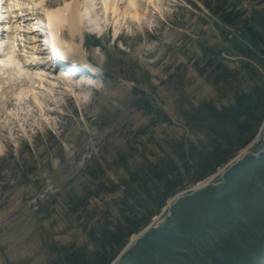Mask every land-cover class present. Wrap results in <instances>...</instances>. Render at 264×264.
Wrapping results in <instances>:
<instances>
[{
    "label": "rangeland",
    "instance_id": "1",
    "mask_svg": "<svg viewBox=\"0 0 264 264\" xmlns=\"http://www.w3.org/2000/svg\"><path fill=\"white\" fill-rule=\"evenodd\" d=\"M135 1L139 22L122 14L126 2L113 16L104 10L106 0H79L78 6L73 0H52L47 7L66 4L78 10V33L64 25L59 40L74 48L73 54L67 52L73 59L91 62L98 77L83 74L87 84L75 86L79 81L67 72L61 79L62 71L42 61V86L30 79V89L25 85L21 91L17 65L29 73L26 79L30 71L19 55L37 56L42 50L35 21L44 19L46 6L41 0H13L15 7L8 0L18 9L11 29L17 32L3 33L0 61L11 51L12 34L21 50L13 67L0 68V264H58L68 247L91 256L101 248L103 231L135 213L152 214L149 224H160L172 201L162 205L163 184L151 171L171 173L173 162L182 173L180 145L206 146L204 127L188 116L207 103L230 105L236 93L264 82V58L241 34L243 21L264 34L259 14L264 0ZM217 4V11L232 8L241 19L225 25L221 14L206 8ZM29 6L34 21L28 16L26 22L19 9ZM7 100L11 103L5 106ZM188 160L195 158L189 154ZM230 164L211 179H219ZM183 184L180 195L199 183L189 184L185 175Z\"/></svg>",
    "mask_w": 264,
    "mask_h": 264
},
{
    "label": "trees",
    "instance_id": "2",
    "mask_svg": "<svg viewBox=\"0 0 264 264\" xmlns=\"http://www.w3.org/2000/svg\"><path fill=\"white\" fill-rule=\"evenodd\" d=\"M218 6L206 8L221 14L225 25H235L241 19L236 10L221 13ZM259 14L263 17L264 10ZM241 34L264 58V34L245 21ZM92 44L99 46L100 42L94 39ZM191 117L204 127L206 146L198 150L193 144L187 148L180 145L177 156L182 173L173 162L171 173L151 171L163 184L162 205L185 190V175L194 185L231 162L222 176L195 192H185L171 206L169 215L119 258L130 237L150 223L152 214L135 213L126 217L124 224L103 231L101 248L91 256L85 250L65 248L58 264H111L116 258L114 264H260L264 258V82L236 93L230 105H202ZM250 144L247 153L233 161ZM189 154L195 158L193 162H189Z\"/></svg>",
    "mask_w": 264,
    "mask_h": 264
},
{
    "label": "bare ground",
    "instance_id": "3",
    "mask_svg": "<svg viewBox=\"0 0 264 264\" xmlns=\"http://www.w3.org/2000/svg\"><path fill=\"white\" fill-rule=\"evenodd\" d=\"M21 1V0H20ZM44 1H46V0H41V4L42 5H44ZM12 2H13V0H11V4H12ZM50 2H52V0H48V1H46V3H47V5H50ZM126 2V7L129 9H125V10H123L121 7L122 6H120L121 4H123V3H125ZM140 2H145V0L143 1V0H140ZM13 3H15L14 5H15V7H17V3L16 2H13ZM138 1L136 2L135 0H112V1H110V0H106V3L104 4V10L106 11V10H108V9H110L111 10V12H112V14H113V16L116 14H118V12H119V10H120V14H121V10H123L122 11V14H124V15H126V16H130V18H132L135 22H139V20H141V18H140V14H141V10H140V8H139V6H138ZM1 4V6H0V8H2L3 7V3H0ZM25 5H26V7H28V4H26V3H24ZM68 4V3H67ZM72 4V3H71ZM78 4H79V0H73V5H77L78 6ZM66 5V4H65ZM65 5L63 6V8L62 9H53V8H50L49 10L47 9V10H45V12H44V15L45 16H47V25L49 26V27H53V28H55L56 29V33H59L62 29L61 28H63V26L65 25V27H67L66 28V31L68 30L71 34H75V32L78 30V23H79V21L81 20L80 19V17H79V15L77 14V11H75V10H73V9H71L70 8V6L68 5H66V7H65ZM144 5V4H143ZM142 6V5H141ZM14 7V8H15ZM76 7V6H75ZM31 7L29 6V10L28 11H26L25 12V14H23V15H21L20 14V16H22L21 18L22 19H25L24 21H26V22H29L30 21V18H28V16H30L29 15V12H30V10H32V9H30ZM144 8V7H143ZM23 9V8H22ZM21 10V9H20ZM27 10V9H26ZM129 12H128V11ZM131 10V11H130ZM143 11V10H142ZM7 13V12H6ZM6 13H4V14H0V19L1 18H6V17H4L5 15H6ZM21 13V12H20ZM64 13V14H63ZM127 17V18H128ZM15 18V17H14ZM21 19V20H22ZM84 19H86V18H83V20ZM11 22V21H10ZM16 22V21H15ZM141 22V21H140ZM14 23V22H13ZM81 23V22H80ZM1 24V23H0ZM4 24V23H3ZM129 24V23H128ZM138 24V23H137ZM14 25V24H13ZM16 25L17 24H15L14 26L16 27ZM27 26H28V24H26ZM25 25V26H26ZM80 26H81V24H79ZM13 26V27H14ZM79 26V27H80ZM3 27H5V26H3ZM11 27H12V25H11ZM14 27V28H15ZM24 27V26H23ZM30 28V31H32L33 29H32V26H29ZM19 28V27H18ZM26 29V28H25ZM61 29V30H60ZM3 30H5V29H3ZM1 31H2V29H1ZM11 30H9V32H10ZM15 31V30H14ZM13 31V32H14ZM19 31V30H18ZM28 31V30H27ZM82 31V30H81ZM15 32H17V31H15ZM77 33H78V31H77ZM81 33V32H80ZM12 34V33H11ZM27 34H29V33H27ZM77 35V34H76ZM44 36H45V38L47 37L48 39H53V33L52 32H49V31H44ZM15 37V36H14ZM2 39V38H1ZM27 39H29V38H27ZM31 41H30V44L31 43H35V41H34V38H31L30 39ZM27 41V40H26ZM57 41V38H55V40H54V42H53V49L55 50V49H58V51L56 52V53H58V55H59V57H60V60H64V59H66V61H67V56H66V53H65V51H63L62 50V45L60 46L59 44H60V42H56ZM4 43V42H3ZM59 43V44H58ZM68 43V42H67ZM29 44V45H30ZM2 44H1V42H0V46H1ZM50 45H52V43L50 44ZM56 46V47H55ZM72 46V45H71ZM32 48H34V47H32ZM36 48V47H35ZM25 50V49H24ZM23 49H22V51H24ZM31 52H32V49L30 48L29 49ZM75 50H77V49H75ZM29 51V52H30ZM71 51H72V54L75 52L74 51V48L72 47V49H71ZM74 51V52H73ZM28 51H25V53H27ZM38 52V51H37ZM44 52H38V54L40 55V59H42V60H44V54H43ZM14 51H10L9 53H7L6 54V56H4V58H3V60L1 61V62H3L2 63V67L1 68H11L10 66H14V58L16 57V56H14ZM33 53H29L28 55L26 54V55H19V57H23L25 60H24V63H23V68L24 69H28L29 71H30V76H29V79H26L27 77H28V72L27 71H25V70H22V68H20V67H18L19 65H17V70H18V72L17 73H15L16 74V78H18L16 81H15V79L14 78H12L11 77V79H14L13 81H15L16 83H17V85H18V87H20V89L19 90H21L22 91V89H25V88H27L28 86L27 85H29L28 83H29V81H30V79L33 81V83L36 85V83L38 84L39 83V85H40V87L42 86V83H43V77H44V73L41 71V70H39V68H35V69H31L30 67L31 66H33L34 64H32L31 63V57H30V55H32ZM35 55V54H34ZM83 59V58H82ZM82 59L80 58L78 61H80V62H76L75 60H73V64L74 65H82L83 67H86V64H85V62L83 63L82 62ZM23 60V59H22ZM54 63V62H53ZM91 63V62H90ZM34 67V66H33ZM13 69V68H12ZM89 69H91V68H89ZM1 70V69H0ZM16 70V69H15ZM6 71H9V70H6ZM34 71H36V72H34ZM60 71H62V72H59L58 74H60V78L61 79H63V78H67V75L65 76V72H67L68 73V77L71 79V80H73V81H75V82H77V81H79V84H77L76 83V85L75 86H85L87 83L86 82H84L83 80H81V77L83 76L84 77V75L82 74V73H84V71H78V72H74V70H71L70 68H65L64 70H60ZM3 73V72H2ZM1 73V71H0V74H2ZM57 74V75H58ZM2 76V75H1ZM4 76V75H3ZM2 76V77H3ZM9 76V75H8ZM5 80V79H4ZM6 81H8L7 80V78H6ZM69 81V80H68ZM73 81L71 82V83H73ZM10 82H12V81H10ZM31 82V81H30ZM13 83V82H12ZM32 83V84H33ZM11 84V83H10ZM74 84V83H73ZM72 84V85H73ZM15 85V84H14ZM25 85H26V87H25ZM74 86V85H73ZM25 87V88H24ZM31 87H32V85H31ZM59 87V86H58ZM88 87V86H87ZM12 88V87H11ZM29 88V87H28ZM30 89V88H29ZM52 89V88H51ZM79 89V88H78ZM18 90V89H17ZM11 94V93H10ZM11 96V95H10ZM46 98V97H45ZM44 97H43V100H45L46 101V99H45ZM11 99V98H10ZM5 103V106H6V104L7 105H9L10 103H11V101L10 100H7V101H5L4 102ZM3 105V104H2ZM14 105V104H13ZM32 106H34L35 108H36V103L35 102H33V104H31ZM0 130H3V128L1 127V125H0ZM167 205H168V202H167Z\"/></svg>",
    "mask_w": 264,
    "mask_h": 264
},
{
    "label": "water",
    "instance_id": "4",
    "mask_svg": "<svg viewBox=\"0 0 264 264\" xmlns=\"http://www.w3.org/2000/svg\"><path fill=\"white\" fill-rule=\"evenodd\" d=\"M236 161H237V160H236V158H235V162H236ZM208 181H210V180H207V181H205V182H202V183L198 184L197 187L194 188L195 190L192 191V192H195V191H197V190H199V189H201V188L207 186V185L209 184ZM183 197H184V195H180L179 193H177V194L173 197V202H172L171 204H168V205H167V208L170 209L171 205H172L174 202H176L177 200H179V199H181V198H183ZM151 227H152L151 224L148 225V226H146V227H145L144 229H142V230H141L136 236H134V237H132L131 239H129L128 243H127L126 246L122 249V251L119 253V256H118V257L122 256V255H123V254H124L129 248H130V246H132L133 243H135V241H137L138 239H140V238H141L146 232H148V230H149Z\"/></svg>",
    "mask_w": 264,
    "mask_h": 264
}]
</instances>
